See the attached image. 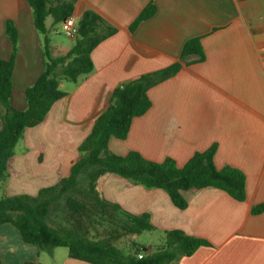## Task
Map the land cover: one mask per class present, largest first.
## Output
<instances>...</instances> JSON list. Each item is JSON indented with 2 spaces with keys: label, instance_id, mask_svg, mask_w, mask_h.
I'll return each instance as SVG.
<instances>
[{
  "label": "crops",
  "instance_id": "0c3cea01",
  "mask_svg": "<svg viewBox=\"0 0 264 264\" xmlns=\"http://www.w3.org/2000/svg\"><path fill=\"white\" fill-rule=\"evenodd\" d=\"M149 3L156 13L131 33L130 25ZM85 11L98 15L115 33L92 50L90 74L75 83L60 82L65 96L40 125L24 132L0 191L7 197L36 196L58 186L79 160L78 148L108 108L114 90L174 64L185 42L198 37L205 60L183 65L152 87L149 110L132 120L124 140L111 138L108 149L118 156L135 152L156 163L171 159L182 167L214 145L217 169L228 166L244 174L245 200L205 188L183 192L187 206L180 210L163 190H147L110 173L98 177L95 190L104 211L119 213L125 229L126 214L149 215V232L159 238V244L141 246L150 252L161 245L165 232L179 230L210 247L198 248L178 264H264V210L252 213V208L264 206V0H78L73 15L79 20ZM49 19L47 33L54 30L50 17L45 25ZM7 20L18 34L10 105L24 110L25 91L43 72V36L34 28L26 0H0L1 60L12 56ZM47 33L52 58L73 46L50 47ZM82 176L81 190L86 187ZM75 200L87 209L93 205L86 197ZM0 264L89 263L70 258L64 247L46 250L26 244L16 228L2 224Z\"/></svg>",
  "mask_w": 264,
  "mask_h": 264
},
{
  "label": "trees",
  "instance_id": "16d2710c",
  "mask_svg": "<svg viewBox=\"0 0 264 264\" xmlns=\"http://www.w3.org/2000/svg\"><path fill=\"white\" fill-rule=\"evenodd\" d=\"M77 1L26 0L31 8L34 28L43 36L44 68L34 84L25 91L24 110H16L10 105L18 34L12 21L5 22V31L12 43V56L9 60L0 59V187L8 177V162L24 132L40 125L53 104L65 96L59 89L60 82L75 83L79 77L90 74L93 70L92 50L115 33V29L98 15L85 11L77 22V35L71 49L65 55L52 58L45 37V21L50 17L54 26L60 25L73 15ZM155 13L153 3L146 5L129 31L132 33ZM200 40L198 37L187 40L174 64L141 75L114 90L108 108L97 118L90 134L80 144L79 160L72 164L69 175L58 186L42 189L36 196L7 197L0 193V225H12L26 244L46 250L64 247L68 249L70 258L89 264H178L181 258L191 256L198 248L210 247L206 240L173 230L164 233L161 245L153 251L139 247L135 253L125 255L107 240L88 239L80 226L60 230L49 225L52 206L62 199L76 223L79 222L77 218L87 212V206L75 200L72 194L92 200L93 206L103 211L105 206L99 200L95 182L105 173L129 180L147 190H163L180 210L187 206L182 193L192 190L213 188L224 191L236 201L245 200L244 174L228 166L217 169L213 162L214 145L204 152L195 153L182 167H177L171 159L156 163L144 160L135 152L118 156L108 149L111 138L124 140L132 120L149 110L151 103L147 93L152 87L174 76L183 65L205 60ZM82 175L88 176L84 190L79 188V177ZM263 210L264 206L254 207L252 213L260 214ZM126 216L125 230L128 234L153 230L148 214ZM140 252L143 253L141 259L137 257Z\"/></svg>",
  "mask_w": 264,
  "mask_h": 264
},
{
  "label": "rangeland",
  "instance_id": "374dc122",
  "mask_svg": "<svg viewBox=\"0 0 264 264\" xmlns=\"http://www.w3.org/2000/svg\"><path fill=\"white\" fill-rule=\"evenodd\" d=\"M46 26L50 29V19L47 21ZM47 37L50 41V47L53 43L63 47L71 46L74 43L72 39L65 35L61 27L57 25L54 26L53 31H48ZM21 148L22 143L20 141L15 148V153H18ZM80 182L86 185L88 176L83 175L80 178ZM82 190H84V188ZM0 193L3 195L4 189H2ZM72 196L76 198L83 197L78 194H72ZM88 207L87 212L84 213V218L80 219L78 224L75 219L70 216L65 206V200L62 199L58 204L52 206L49 223L52 227L60 230L72 229L73 226H80V230L88 239L92 241L107 240L112 246L125 254H133L136 248L143 245L148 246L152 243L159 244L157 233L143 231L134 237H132V234H128L125 228L120 225L119 213H116L113 209H109L110 211H101L97 206L90 204Z\"/></svg>",
  "mask_w": 264,
  "mask_h": 264
},
{
  "label": "built area",
  "instance_id": "2783aa9c",
  "mask_svg": "<svg viewBox=\"0 0 264 264\" xmlns=\"http://www.w3.org/2000/svg\"><path fill=\"white\" fill-rule=\"evenodd\" d=\"M77 18L72 15L68 18H66L61 24L60 27L62 29V31L65 33V35L70 38V39H74L77 35ZM262 68H263V72H264V56L262 59ZM137 257L139 259H141L143 257V253L140 252L138 253Z\"/></svg>",
  "mask_w": 264,
  "mask_h": 264
}]
</instances>
